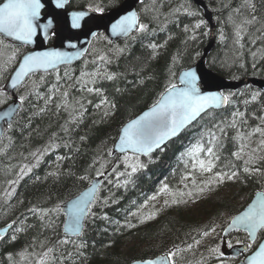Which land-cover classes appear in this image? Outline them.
<instances>
[{"label":"trees","instance_id":"obj_1","mask_svg":"<svg viewBox=\"0 0 264 264\" xmlns=\"http://www.w3.org/2000/svg\"><path fill=\"white\" fill-rule=\"evenodd\" d=\"M204 1L214 8L217 34L206 60L208 69L227 80L264 79V0H251L254 11L245 6V0ZM120 3L121 0H71L68 10H109ZM182 4L191 11L195 8L197 15L188 16L183 10L175 12ZM138 11L140 23L148 25L146 32L136 33L117 44H109L100 36L81 62L54 74L35 76L21 90L19 99L21 96L26 99L20 100V110L0 142V180H6L13 170L11 161L19 155L29 154L31 161L24 166H32L36 164L32 153L49 150L31 172L11 186L15 189L12 196L0 199V227L13 226L10 235L0 240V264H35L39 254L48 248L54 249L51 256L56 258L50 264H130L163 256L177 247L183 251L176 257V264H202L203 260L216 264L222 255L207 252L218 247L221 253L220 239L224 229L256 193L264 191V159H257L249 166L259 169V172L246 173L243 169L247 155L241 159L232 155L241 143L234 139L238 129L246 134L257 126L264 127L260 119L264 117V93L251 86L230 94V103L225 109L207 113L162 151L140 158L145 167L134 173L129 183H123L128 179L127 175L117 176V172L130 171L125 168L122 157L109 155L121 128L149 109L169 82L177 84L178 74L193 66L209 43V26L202 11L190 0H150L140 4ZM253 15L257 21L246 26L241 44H236L232 21L238 23ZM200 20L205 23L193 30V25ZM185 26H188V31H185ZM151 44L160 47L152 49L149 47ZM121 49L123 51H118ZM26 50L0 45V62L8 55H15L18 61ZM100 56L109 62L100 61ZM98 68L114 74L115 79L97 78L92 86L101 88L102 96L81 91L77 78L82 72L92 73ZM64 91H68V100L76 109L73 113L75 119L69 115L71 109L66 111L61 107L58 110L56 107L61 103ZM49 95L53 99L46 104ZM105 98L116 107L110 109L108 105H102L97 108L96 105ZM5 103L7 99L0 89V109ZM80 104H83L82 109ZM81 111L82 116L78 114ZM106 111L110 114L105 115ZM234 112L244 113L237 120V128L227 126L232 122ZM241 120L246 123H241ZM213 125L224 127L227 135L214 129L222 145L218 150L220 159L212 173L200 174L184 154L201 140L202 134V142H206L207 130ZM252 138L261 139L259 134ZM53 144L55 148L51 147ZM259 153L264 157V151ZM201 158H204L203 154ZM108 170L110 172L104 177L98 199L84 223L82 236L72 239L75 244L61 246L57 242L66 238L61 210L42 221L40 212L30 209L60 208L81 193L92 179L104 176ZM98 171L104 174L97 175ZM231 171L237 173L233 180L210 184L203 192L193 186V178L198 187H204V182L215 172ZM186 176L188 178L182 181ZM163 184H167L173 193H185L183 197L177 195V199L186 202L172 204V196L159 193ZM189 192L191 196L187 195ZM162 194L168 196L169 204L154 207L155 217L141 222L142 217L150 214L146 208ZM153 196L156 198L149 199ZM104 216L108 219H103ZM49 220L54 221L53 227L46 226ZM129 224L135 226L129 227ZM16 228L22 230L16 232ZM204 232L215 233L213 243H209L207 248L204 247L206 240L201 242ZM260 238H264V232ZM229 239L234 245L247 242V236L238 232L232 233ZM76 244L85 246L77 249ZM188 245L192 247L189 249ZM69 252L71 257H68Z\"/></svg>","mask_w":264,"mask_h":264},{"label":"snow or ice","instance_id":"obj_2","mask_svg":"<svg viewBox=\"0 0 264 264\" xmlns=\"http://www.w3.org/2000/svg\"><path fill=\"white\" fill-rule=\"evenodd\" d=\"M66 0H55L57 8H62ZM245 6L254 11L255 6L252 4L251 0H245ZM44 7L41 0H5V2L0 3V34L4 37H9L15 41H21L24 44L32 43L33 37L37 34V28L45 29L49 28L52 25V21L49 20L47 25H38L36 22L40 18L41 9ZM94 11H103V9L97 8L93 9ZM183 10L188 16L197 15L196 12L191 11L190 8L185 7L183 4L175 9V12L179 13ZM239 11V10H237ZM86 13L84 12H73L71 14V27L79 28L81 26V20L84 18ZM229 20L232 21V17H229ZM257 21L255 15L251 18H244L238 23L232 21L235 29V43L241 44L244 33L247 31L248 25L254 24ZM205 22L200 20L195 25H193V30L198 29ZM148 28L147 24L139 23L136 12H128L127 15L121 16L115 23L111 25V31L113 35H123L128 36L130 33L135 31L136 33H144ZM188 26H185V31H188ZM95 35V34H93ZM134 38V37H133ZM194 38V37H193ZM224 39L223 35L220 37ZM255 42V41H253ZM0 45H4V41L0 39ZM242 46V45H241ZM70 47H75V45H70ZM152 49L160 47L157 44L149 45ZM118 51H123L118 50ZM81 55L80 52L68 53L63 51H43V52H33L31 54L25 55L22 61L19 64L18 69L15 71V74L11 78L10 87L16 88L26 77L35 72L36 70L43 69L47 71L48 69H55L60 64H66L72 59H75ZM14 59L9 57L8 62H11ZM98 59L104 63H108L106 57L100 56ZM67 75V73H66ZM174 75V73H173ZM71 78V77H69ZM97 78L107 79L112 81L115 79L114 74L108 73L105 71H100L99 68L97 71L92 73L82 72L81 76L77 78V83L80 84V90L87 92L88 94L95 93L96 95L102 96L101 88L94 87ZM179 83L182 86H178L176 83L169 82L164 92L160 94V98L155 101L151 107L143 112L137 119H134L127 123L122 129L119 136V142L116 145V150L121 153H124L122 160L126 169H130L129 172L119 173L117 176L127 175L128 179L124 180L123 183L127 184L130 182L131 177L134 173L145 167V164L141 162L140 156H150V154L157 149L163 150L162 145L166 141L177 137L183 130L188 126L192 125L194 121H197L198 118H201L202 114H206L209 109L219 108L222 104L227 105L230 103V96L224 95L223 93H206L202 94L200 89L197 86V75L194 71L188 70L184 71L179 77ZM58 90V89H57ZM51 91V90H50ZM62 101L56 105L59 110L61 107L64 110L69 111V115L72 119H75L73 115L76 112V109L73 108L72 104L68 100L69 93L64 91L61 93ZM256 98L255 95L252 97ZM26 97L21 96L20 100L23 102ZM53 99L52 95H49L45 103L51 102ZM79 104V101H76ZM89 103H91L89 101ZM102 105H108L110 109H114L115 104H111L107 99H101L100 103L96 105L97 108ZM80 108H83V104H80ZM12 110L6 111L0 116V119H4L11 114ZM44 111V109H41ZM80 116L83 115V112L78 113ZM110 111H106L105 115H109ZM244 116L243 112H234L233 120L228 127L237 128V120ZM264 122V117L260 118ZM241 123H246V121H240ZM11 123L8 124V127L11 128ZM218 129L220 134L227 135L225 128L220 125H213L212 129L207 130V141L204 140V134L201 135V140L193 144L184 155H187L192 161V168L198 171L200 174L212 173L213 169L216 167V161L220 159L218 155V150L222 147L220 139L217 135ZM66 130V129H65ZM256 134H259L261 139L259 140L258 147L252 149L251 152L246 153L245 149L248 147V141ZM81 139H84L81 137ZM234 139L240 141V147L238 151L234 152L232 155L237 159H241L243 155H247V159L244 160V172L256 173L260 170L257 168H250L249 166L254 164L257 159H264V157H259L255 155L258 151H264V127L257 126L251 131L244 132L237 130V136ZM52 148H55L56 145H51ZM46 148L44 152L32 153L33 157L36 159V164L32 166H24L21 168V175L15 181H9L10 184H15L19 182V179H23V176L31 172L32 167H35L41 157L48 151ZM131 152V155L128 153ZM203 154L204 158H201ZM109 155H112V151L109 150ZM57 159H61L58 157ZM187 164V162H185ZM103 168V165H101ZM115 171V169H113ZM101 171L97 172V175H103ZM51 175H55L52 173ZM191 175V173H189ZM237 176L235 171L231 172H215L209 180L204 182V187H198L196 185V180L193 178L192 183L194 188H197L199 192L205 191L208 185L213 183H223L225 180H233ZM188 177H183L187 179ZM81 179H86V177H81ZM15 189L10 192H7L6 195L11 197ZM98 185H93L87 192H85L78 200L72 202L67 206V212L71 217V222L66 225L65 233L67 238L59 240L57 243L61 246L67 245L70 243L75 244L71 239L72 235L79 236L81 234V229L83 227V219L90 214L92 206L96 203L98 197ZM159 193H166L172 196L171 203H183L182 199H177V195L183 197L185 193H173L169 190L167 184H163L159 189ZM158 193V194H159ZM188 196H191L192 193H187ZM156 197H150L149 199H155ZM115 202V201H113ZM106 204L107 201L105 200ZM147 203V202H146ZM165 205L169 204L168 200H165ZM33 212H40V219L43 221L45 217L50 216L53 213H59L60 208L56 206L53 209H30ZM132 215H136L132 213ZM156 213L152 212L141 218V222H144L148 219H153ZM107 220V216L102 217ZM54 221L49 220L47 227H53ZM129 227H134L135 225H128ZM234 227H238L245 231L248 235L249 242L244 246L243 251L248 252L253 249V245L257 240L258 231H264V194H258L257 199L252 202L242 214L237 217L232 218L228 228L224 229L225 232L229 231ZM8 228H12V225L9 224ZM22 229L16 228V232H20ZM214 230V229H213ZM203 235L207 236L208 232H204ZM3 232L0 231V238H2ZM12 239L15 240L16 236L13 235ZM198 244L199 241H196ZM241 243V241H237ZM83 244H76L77 249L84 247ZM230 248L232 244L228 245ZM192 245H188L190 249ZM186 250V249H185ZM53 248H48L45 252L39 254V259L36 260L35 264H50V261H55V257L51 256L53 253ZM183 251L176 248V250H170L166 257H162L160 260L147 259L143 260L142 264H176V257ZM210 252L223 255L220 253L218 247L210 249ZM25 254H21L24 257ZM72 253H68V257H71ZM246 264H264V240L258 244V247L251 252L250 255L246 258Z\"/></svg>","mask_w":264,"mask_h":264},{"label":"water","instance_id":"obj_3","mask_svg":"<svg viewBox=\"0 0 264 264\" xmlns=\"http://www.w3.org/2000/svg\"><path fill=\"white\" fill-rule=\"evenodd\" d=\"M145 1H147V0H124L123 3L118 8H116V9H114V10H112L106 14H97L91 10H76V11L67 12L66 7H67L68 3L70 2V0H66V3L64 4V6L62 8L56 7L55 0H41L44 7L41 9L40 18L36 23L38 25H41V24L47 25L48 21L51 20L52 25H51V27L45 28V29H41L38 27L37 28V34L33 37L32 43L24 44L21 41H15L9 37H4L2 34H0V37L9 45H12L14 47H23V46L28 47L29 52L25 55L31 54L33 52H43V51H63V52H68V53H75V52L81 53V55L79 57L72 59L70 62H68L66 64H60L55 69H48L47 71H45L43 69L36 70L32 74H30L28 77H26L19 85H17L16 88H12V87H10L11 78L15 74V71L18 69L20 62L22 61V59L25 55L21 57L16 68L11 73L10 77L8 78V80L5 83L4 88H3L4 93L7 95L9 104L0 110V116H2L3 113L6 111H9V110H12V111H11V114L9 116L4 117V119H0V141L4 138L7 130L9 129L8 124L11 123V125H12V123H13V121H14V119H15V117H16L19 109H20V103L18 101V93L23 88V86L27 83V81L30 77H32L33 75H39V74L44 75V74L54 73V72H56L62 68L69 67V66H72V65L79 63L80 61H82L84 56L87 54L92 41L97 37V35L99 33H102V32L105 33L109 42H118V41L129 38L131 35H133L135 33V31L130 33L128 36L113 35V33L111 31V25L113 23H115L116 20H118L121 16L127 15L128 12L134 11L137 13L138 4L140 2H145ZM190 1L196 7L203 10L205 20L211 29L210 30L209 44L203 50L202 57L192 68L188 69V70L194 71L196 73V75H197V86L200 89L201 93L206 94V93L215 92V93H223L225 95V93L236 92L237 90L241 89L245 85H251L254 88H257L258 90H260L261 92H264V80L254 78V79H243L240 81H231V80H227L225 78H222V77L218 76L217 74H215L212 71L207 69L206 59H207L209 53L211 52V50L214 46L213 38H214L215 26L213 24L212 14L209 12L207 6L205 5V3L203 1H201V0H190ZM4 2H5V0H4ZM73 12H84V13H86L84 18L81 20V26L79 28H72L71 27V14ZM137 17H138V14H137ZM93 34H95V35H93ZM51 36L54 37V41H53V44L48 47L47 43H48ZM70 45H75V47H70ZM188 70H185V71H188ZM183 72H181V74ZM180 75H179V77H180ZM179 77H178V86H182L179 83ZM226 106L227 105L222 104L219 108L209 109L208 112L222 110V109L226 108ZM142 114H143V112L140 115H142ZM140 115H138L134 119H137ZM204 115L205 114H202L201 118ZM201 118H198L197 121H194L192 123V125L188 126L177 137H173L172 139L166 141L165 144L162 145V148H164L169 142L178 138L183 132H185L188 128L193 126ZM120 133H121V130L119 132V136H120ZM118 142H119V137H118V140L116 141V143L113 147V154L123 156L124 153H121L118 150H116V145L118 144ZM157 151H160V149L154 150L150 154V156ZM128 154H131V152H129ZM140 157H148V156L141 155ZM103 180H104V177H99V178L92 180L90 185L83 192H81L77 197L69 200L64 205L61 206V212L64 215L63 234L65 237H67V235L65 233V227L67 224H69L71 222V217L67 212V206L69 204H71L72 202L78 200L94 184L98 185V192H99L100 187L103 183ZM98 192H97V194H98ZM258 194H264V193L258 192L253 197V199L248 204V206L250 204H252V202L254 200L257 199ZM248 206L241 213H239L237 216H239L244 211H246ZM237 216H235V217H237ZM87 217L84 218L82 221L83 227L81 229V234L79 236L72 235L71 238L80 237L83 234L84 223H85V220L87 219ZM9 230H10V228H6V229L2 230L3 236L6 233H8ZM233 232H243V233L247 234L242 229H239L238 227H234L232 229H229V231L224 232V234H223L224 239ZM260 232L261 231H258V233H257V239H258V235L260 234ZM248 242H249V238H248ZM244 246L233 247V248L225 251V245H224L223 246V255L225 257L238 258L239 256L246 253L245 251H243ZM166 256L167 255L160 256V257H157L153 260H160L162 257H166ZM246 258H244L242 261L238 262L237 264H246ZM131 264H142V261L133 262Z\"/></svg>","mask_w":264,"mask_h":264},{"label":"rangeland","instance_id":"obj_4","mask_svg":"<svg viewBox=\"0 0 264 264\" xmlns=\"http://www.w3.org/2000/svg\"><path fill=\"white\" fill-rule=\"evenodd\" d=\"M185 7H186V5H185ZM209 8L211 11H214V8H212L211 6H209ZM193 10L195 11V8H193ZM215 31H216V29H215ZM209 33H210V30H209ZM214 34H215V37L213 38V40L215 42L217 39V34H216V32H214ZM13 56H14V59L11 62H8L9 57H13ZM16 60L17 59L15 58V55H8L7 57H5L1 60V62H0V86L2 84H4L5 81L7 80L6 76H8L9 70L11 67L14 66ZM259 140L260 139L251 138L248 142V147H247L246 153L251 152L252 149H256L258 147ZM255 155L260 157L259 151L257 153H255ZM29 156H30L29 154H21L18 156V158L15 161H11L12 162L11 167L13 168V170L12 171L10 170V173L6 176L5 181L3 180V178H2V181L0 180V199H1V197H8L6 195V193L13 190L11 186H13L14 184H10L9 181H14L15 178L18 179L19 175H21V171H20L21 168L24 167V164H26V163L28 164V162L31 161ZM206 179H207V176H205V180ZM165 200H168V196L165 194L160 195L157 199L153 200L152 204L149 205L145 211L148 213H151L154 207H158V208L161 207L164 204ZM214 234L215 233L212 232L211 234H208L207 236H205L201 240V242L206 240L205 244H204L205 248L208 247L209 243H213ZM228 242H229V244L230 243L232 244L231 241L228 240ZM220 245L222 246V240L221 239H220ZM207 254H210V251H208ZM223 258H217L218 263H216V264H234L235 263V260H233V259L223 260ZM206 262H204V260H203L202 264H208V262L207 263Z\"/></svg>","mask_w":264,"mask_h":264},{"label":"bare ground","instance_id":"obj_5","mask_svg":"<svg viewBox=\"0 0 264 264\" xmlns=\"http://www.w3.org/2000/svg\"><path fill=\"white\" fill-rule=\"evenodd\" d=\"M170 65V64H169ZM118 73V72H117ZM50 75V74H49ZM249 79V78H248ZM77 87H78V85H77ZM54 105V104H53ZM51 114V113H50ZM95 117V116H94ZM45 119V118H44ZM47 120H48V118H47ZM52 135V134H51ZM4 139V138H3ZM95 152V151H94ZM51 161V160H50ZM59 162V161H58ZM47 164V163H46ZM106 174V173H105ZM40 180V179H39ZM41 181V180H40ZM89 185V184H88ZM36 188V187H35ZM35 190V189H34ZM28 191H30V190H28ZM27 192V191H26ZM73 199V198H72ZM29 215V214H28ZM35 215V214H34ZM29 218V217H28ZM13 227V226H12ZM20 227V226H19ZM25 231H26V229H25ZM27 235V234H26ZM10 238V237H9Z\"/></svg>","mask_w":264,"mask_h":264},{"label":"flooded vegetation","instance_id":"obj_6","mask_svg":"<svg viewBox=\"0 0 264 264\" xmlns=\"http://www.w3.org/2000/svg\"><path fill=\"white\" fill-rule=\"evenodd\" d=\"M67 10H68V8H67ZM68 11H70V10H68Z\"/></svg>","mask_w":264,"mask_h":264}]
</instances>
